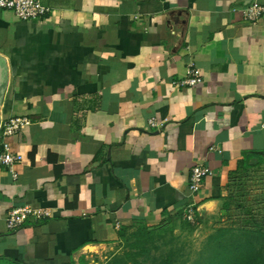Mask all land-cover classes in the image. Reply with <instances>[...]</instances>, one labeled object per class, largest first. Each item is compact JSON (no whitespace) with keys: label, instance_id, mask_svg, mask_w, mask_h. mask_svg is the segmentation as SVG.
<instances>
[{"label":"crops","instance_id":"1","mask_svg":"<svg viewBox=\"0 0 264 264\" xmlns=\"http://www.w3.org/2000/svg\"><path fill=\"white\" fill-rule=\"evenodd\" d=\"M42 2L40 21L0 8V128L30 119L17 178L0 165V264H93L189 203L225 213L241 163L264 159V15L242 13L264 0ZM192 68L203 81L178 84ZM194 165L213 173L191 194ZM25 204L51 216L9 230Z\"/></svg>","mask_w":264,"mask_h":264},{"label":"rangeland","instance_id":"2","mask_svg":"<svg viewBox=\"0 0 264 264\" xmlns=\"http://www.w3.org/2000/svg\"><path fill=\"white\" fill-rule=\"evenodd\" d=\"M247 169L234 174L229 183L225 213L191 223L184 217L175 218L146 230L131 229L129 240L119 242L107 257L93 264H163L173 248V264H189L198 255L207 237L218 228H252L264 231V159H255Z\"/></svg>","mask_w":264,"mask_h":264},{"label":"built area","instance_id":"3","mask_svg":"<svg viewBox=\"0 0 264 264\" xmlns=\"http://www.w3.org/2000/svg\"><path fill=\"white\" fill-rule=\"evenodd\" d=\"M0 8L12 11L22 20H43L49 13V6L42 0H0ZM243 16L251 23H256L264 15V5L258 2H251L242 9ZM203 81L202 74L198 68H192L189 76L179 80L178 84L190 86L197 85ZM30 119L25 115H15L7 118L0 128L2 137V149L0 151V165L9 169L14 179L18 174L14 170L15 164L23 160V155L15 152L9 139L18 134L24 125L28 124ZM152 126L158 124L155 118H150ZM212 169L209 166L194 165L189 175L188 188L191 194L201 189L206 177L212 175ZM51 216V211L47 207H34L30 204L15 206L8 210L5 221L9 230H16L22 227L27 221H41ZM184 219L191 223L197 222L196 208L193 203H189L185 208Z\"/></svg>","mask_w":264,"mask_h":264},{"label":"trees","instance_id":"4","mask_svg":"<svg viewBox=\"0 0 264 264\" xmlns=\"http://www.w3.org/2000/svg\"><path fill=\"white\" fill-rule=\"evenodd\" d=\"M247 160L241 163V170L236 173L251 166ZM223 206L225 209L229 208L225 201ZM136 226L146 230L141 237H148L151 234L147 232L150 229L148 225L140 223L134 228ZM124 231L121 232V241L131 238L129 236L131 229ZM172 256L174 250L170 248L163 264H173ZM189 264H264V231L252 228H218L216 233L207 237L197 257Z\"/></svg>","mask_w":264,"mask_h":264}]
</instances>
